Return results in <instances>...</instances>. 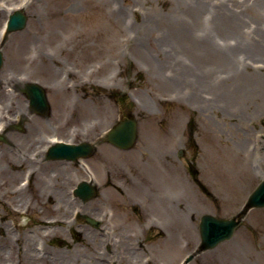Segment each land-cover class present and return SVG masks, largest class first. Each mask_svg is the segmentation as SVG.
I'll use <instances>...</instances> for the list:
<instances>
[{
  "label": "rangeland",
  "instance_id": "obj_1",
  "mask_svg": "<svg viewBox=\"0 0 264 264\" xmlns=\"http://www.w3.org/2000/svg\"><path fill=\"white\" fill-rule=\"evenodd\" d=\"M41 1L43 3L36 5L30 0H0V27L13 11H9V6L16 8L17 3L23 4L20 9L27 15L25 27L0 39L3 52L0 86H6L9 94H1L0 101L10 107L6 114L0 110V124H3V134L7 138L0 140V178H5V184H0V264H16L18 254L26 244L33 252H41L50 264L55 260V264H113V251L119 259L118 262L115 260L117 264H138L137 259L144 256H148L149 262L141 261L143 264H180L199 242L200 216L205 212L233 215L262 179L264 96L236 103L225 92V102L215 100L214 105L207 107L205 99L211 94L218 99L221 97L219 83L214 86L209 80L212 73L204 64V56L199 57L194 51L197 44L205 42V33L200 30L205 29L207 21L179 18L175 14V0H117L118 5L127 8L128 20L122 26H128L127 44L132 46H125L127 50L123 46L120 56L108 52L113 60L111 65L97 72L99 87L110 90L112 96V101L108 102L110 112L104 114L102 123L97 121L100 126L96 132L80 133L81 127L79 131L71 122L55 115L59 107L55 102L57 96L48 89L42 74L27 70L30 74L26 77L22 69L18 73L22 80L16 84L11 81V73L4 72L7 53L9 45L16 40L14 35L25 32L34 23H65L59 29L61 35L54 39L48 50L54 57L62 59L58 68L63 78L70 83L75 78L83 81L86 68L81 67L65 47L66 43L70 44L67 29H73L72 25L79 22L98 25L100 34L106 33L102 28L114 31L115 27L107 26L110 23L106 19V8H112L111 1L108 5H101L105 3L98 0ZM192 4L195 6L186 2L180 6L187 14H195L200 5ZM231 9L234 13L227 16L229 21H241L242 51H262L253 54L248 63H237L239 75L246 74L250 78L257 73L264 75V70H259L264 67V49L257 39L261 37L264 44V7L254 4V0H234ZM180 28L184 29L183 36H180ZM98 40L101 45L111 44L105 35L99 36ZM162 43L164 48L160 46ZM168 44L175 51L173 56L165 58ZM134 47L151 53L154 64L162 67L159 75L150 70L148 64L142 63ZM244 63L247 66H243ZM67 64L79 68L80 73L73 68L68 70ZM13 68L18 71L19 66L13 65ZM221 70L218 65L214 71L228 73V69ZM30 81H38L46 88L51 113L42 115L30 110L23 91ZM237 82L244 83L238 79ZM17 114L22 119H16ZM34 116L43 121L38 129L29 125ZM126 116L137 118L139 139L132 149L122 151L106 141L105 132ZM19 124L22 130L16 128ZM191 132H194L193 138ZM51 135L72 141L90 139L97 144V149L91 157L81 159L86 166L80 161L47 160L44 149ZM245 140L250 150L256 149L254 163L260 165L256 175L244 171L243 159L232 147L245 144ZM128 151H131L130 155ZM143 165L157 170L155 183L160 184L157 208L147 213L151 219L153 215L158 219L160 226L156 224L152 228L143 219L146 211L140 215L138 205L131 201L134 199L126 197L128 201L125 200L130 177ZM28 168L33 171L30 183L20 189L18 182ZM64 168L67 170V195L77 182L90 176L98 185V192L88 201L79 198V203L68 207L66 216L61 217L48 210L53 211V195L58 192L54 187L59 186L60 171ZM194 171L198 179L193 175ZM151 193L149 189L139 193L140 199L150 198ZM166 208H170L174 217L167 216ZM76 211L101 219L102 225L95 228L85 223L83 218L76 216ZM170 223L173 228L167 232L164 227ZM160 229L163 233L158 232ZM87 237L94 244L98 261L91 253ZM75 249L81 256L77 262L69 254H75ZM153 252L159 253L160 258L154 257ZM187 264H264V207L250 209L230 239L197 254Z\"/></svg>",
  "mask_w": 264,
  "mask_h": 264
},
{
  "label": "bare ground",
  "instance_id": "obj_2",
  "mask_svg": "<svg viewBox=\"0 0 264 264\" xmlns=\"http://www.w3.org/2000/svg\"><path fill=\"white\" fill-rule=\"evenodd\" d=\"M98 1L99 3L102 1L105 3L101 5H108V2L111 1L112 8L110 9L109 6L106 8V19L109 20L110 23L107 24V26H114V31H109L108 27L102 28L103 32L106 31V33L100 34L99 32L101 31L99 30L98 25L79 22H75L72 25L73 29H67V31L69 30L67 41L70 44L66 43L65 47L67 48L68 53H71L75 60L81 64V67L86 68L85 79L83 81H77V78H75L73 79V83H70L67 79L63 78V76L60 75L58 68L59 62H62V59L57 58L56 56L54 57L52 52H49L48 50V48L53 45L52 43L54 39L61 35L59 29L65 26V23L63 24L60 22H36L30 27V29L25 30V32L19 33L17 35L15 34L16 36L14 35V37L16 40L9 45L7 61L4 68V72L11 73V81L14 84L19 83L22 80L18 76L19 71L22 69L26 77H28V74H30L26 72L27 70H32L31 73L33 74H42L44 81L47 83L48 89L53 91L57 96L55 102L59 107L56 108L55 115L58 118H61V120L64 119L68 122H71L76 128L79 129V131L81 127L83 131L80 133H85L88 131L89 133L93 131L96 132L100 126L97 121L102 123L104 120V114L110 112V104L108 103L107 99L102 95H99L95 88L98 77V69H100V67L105 68L107 65H111V61H113L112 58L109 57L110 55L108 52H112L113 54L115 53V56H120L123 51V46H126L127 48L132 46L131 44H127L129 35L126 34V30L128 29L127 32L129 33V28L127 25L126 27L122 26V24L127 23L128 20L129 15L127 13V8L122 4L118 5L117 0ZM233 1L234 0H175V3L177 4V6H175V14L179 18L192 21L205 19L208 23V25L205 26V29L200 30L205 33L203 35L205 37V42L197 44L194 47V51L197 52L199 57L202 55L204 56V64L212 73V77L209 76V80L211 79V83L214 86L219 83L221 97L218 99L217 96L211 94L210 97H207L208 99H205L207 107L214 105L215 100L225 102V98H223L225 97V92L231 97V100L235 101L236 103L239 101L244 102L255 96H264L263 73L261 75L257 73L255 74V77L250 78L249 75L246 74H242L240 76L239 71L237 70V63H248L251 57H253V54L258 55L261 54L262 51L253 49L243 50L248 52L252 51L251 53H244L242 51L240 37L241 21L238 19L231 20L236 22V24H234L227 18V16L229 17L230 13H234L231 9ZM41 2V0H30L31 4L36 5H40ZM183 2H186L191 7L195 6L192 3H199L200 6L198 7L195 14L193 12H188L187 14L185 9L180 6ZM254 4H261L262 7H264V0H254ZM22 6L23 4H16V8ZM14 8L15 6H9V11H12ZM257 28L261 27L257 26ZM0 30L1 36L3 28ZM179 33L180 36H183L184 29L180 28ZM102 35H105L107 40L111 41V44L108 45L105 43L101 45L98 37ZM257 39L259 43H262L263 50V39L261 37H258ZM164 45V43L160 44L161 48H164ZM135 49L137 50L142 63L148 64L150 70H154V72L159 75L162 67L156 66L154 64L151 58V53L144 48ZM165 49V58L174 55L175 50L172 47H169V44L165 46ZM55 58H57V61H55L57 66L54 64ZM262 58H264V56H262ZM13 65L19 66L18 71H15V68L12 69ZM218 65H221L222 72L228 69L226 71L228 73L223 72L217 74L215 71ZM243 66H247V64L244 63ZM68 70L71 71V68ZM259 70H264V67L259 68ZM232 72L237 74H230ZM237 79L242 80L244 83L242 85L239 84ZM224 81L227 83L224 84ZM172 89L174 90L175 88ZM77 91H79V94ZM1 94L3 96H9L6 91V86L4 85L0 86V95ZM199 96L203 97V95ZM9 108L10 107L8 105H4L0 101V110L2 114H6L9 111ZM108 116L109 115H107V117ZM42 123V118H37V116H34L31 120H29L30 127L35 129H38ZM56 138L57 137L53 135L50 137V140L52 141ZM232 147L236 150L238 156L243 159L244 171L256 175V171L260 167L259 164L254 163L256 161V149L250 150L246 140L245 144L241 143L237 146L232 145ZM156 173L157 170L152 166H139L136 171V176L132 179V182L137 183V180H140L145 185H147V183L154 184L156 181ZM60 175V179L64 180V171H61ZM4 181L5 178H0V184H5L3 183ZM135 190H138V188H135ZM19 191L23 192L20 189ZM56 198L58 199L52 206L53 213H59L65 216L67 210L69 209L68 207L70 206V201L68 200V197L64 191H61ZM157 203L158 200L155 197L146 198L138 203L139 209L141 210L143 208V210L146 211L144 217L148 219L149 225L156 224L153 220L148 218L149 216L147 213L150 209H156ZM166 210L168 217H174L173 213L170 212V208H166ZM167 221H169V218ZM173 222L175 223L174 218ZM44 223H47V221L44 220ZM172 225L173 224L170 223L168 226L172 228ZM87 242L92 248L91 253L94 254L93 257L96 260L97 258L99 259L98 255L94 253V244H91L88 237ZM25 246L26 248L22 250L21 254H18L19 257L16 261V264H50L41 252H33L29 249V244H26ZM73 251L75 254L72 252H69V254L72 259L75 257L77 262L81 257L79 255L80 252L78 249ZM100 259L102 258L100 257ZM56 261L57 260L52 262V264H55Z\"/></svg>",
  "mask_w": 264,
  "mask_h": 264
},
{
  "label": "water",
  "instance_id": "obj_3",
  "mask_svg": "<svg viewBox=\"0 0 264 264\" xmlns=\"http://www.w3.org/2000/svg\"><path fill=\"white\" fill-rule=\"evenodd\" d=\"M27 16L22 11H16L10 16L8 31L21 29L25 26ZM2 63V53L0 51V66ZM28 94L31 98L32 105L39 111H46L49 107L44 89L37 83L27 85ZM136 136V123L134 119L121 121L110 132V138L113 142L121 147H128L134 141ZM3 139V136H1ZM91 146L87 143L80 145H72L66 143H58L56 147L50 150L52 157L77 158L91 152ZM88 185L84 183L81 187L82 191L87 190ZM90 192H92L90 190ZM254 206H264V179L249 195L242 209L232 217H216L213 214H203L200 221L201 243L196 252L214 247L220 241L233 235L236 227L240 224L242 218L247 211ZM193 257L190 254L185 262Z\"/></svg>",
  "mask_w": 264,
  "mask_h": 264
},
{
  "label": "flooded vegetation",
  "instance_id": "obj_4",
  "mask_svg": "<svg viewBox=\"0 0 264 264\" xmlns=\"http://www.w3.org/2000/svg\"><path fill=\"white\" fill-rule=\"evenodd\" d=\"M137 182L138 183L136 184V187L133 186V185H129V189L134 193V194L131 195L132 197L140 198L139 193L144 192V187H143V191H142V187H141V186H143L142 182L140 180H137ZM135 188H138V190H135ZM157 196H158V194L155 193V192H152L150 194V197H155L156 198ZM152 213L156 214L153 210H152ZM153 256L156 257V258H160V254L157 253V252H153ZM145 258H146V256L142 257V259H137L138 261L136 263L142 264L141 261H143ZM114 264H116V263H114Z\"/></svg>",
  "mask_w": 264,
  "mask_h": 264
}]
</instances>
